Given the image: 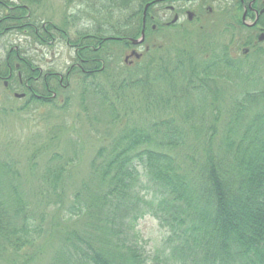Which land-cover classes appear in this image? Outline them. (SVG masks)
I'll return each instance as SVG.
<instances>
[{
    "label": "trees",
    "instance_id": "trees-1",
    "mask_svg": "<svg viewBox=\"0 0 264 264\" xmlns=\"http://www.w3.org/2000/svg\"><path fill=\"white\" fill-rule=\"evenodd\" d=\"M4 1L14 6L9 24H23L18 31L33 41L47 43L54 29L76 48L82 110L87 117L86 102L95 105L92 120L102 126L91 124L99 144L85 151L58 126L21 165L0 148V264H34L43 238L52 243L45 264H264V49L243 56L234 37L218 43L204 25L180 26L192 45L169 56L147 44L141 63L121 65L120 47L139 36L144 6L149 20L160 0H86L98 24L76 40L67 22L37 19L46 0ZM33 62L24 54L28 87L15 71L8 78L29 96L22 109L66 110L69 95L46 99L44 83L31 84ZM87 153L88 172L75 179ZM145 216L158 220L169 245L149 263L137 230Z\"/></svg>",
    "mask_w": 264,
    "mask_h": 264
},
{
    "label": "rangeland",
    "instance_id": "rangeland-1",
    "mask_svg": "<svg viewBox=\"0 0 264 264\" xmlns=\"http://www.w3.org/2000/svg\"><path fill=\"white\" fill-rule=\"evenodd\" d=\"M68 1L71 3L67 4V0H46L41 7L37 8V19L41 22L48 20L55 26L62 25L63 21L67 22L63 25V27L66 28L68 37L71 38V40H76L78 32L93 30V25L98 24V16L93 13L92 19H90V16L87 17L86 8L88 3L86 0ZM200 1L215 8V11L208 14V19L204 21L203 18L199 17L197 10L196 17H193V19L190 18V22H187V16L184 13L180 14L178 22H182L184 26L193 30H198V27H201V23H203L211 33L212 40H218L217 42L221 43L223 41L222 38L225 36L223 30L226 29V21L224 18L220 19V15L217 14L220 13L219 5L224 7L232 3L234 0H198L193 2L188 0H178L174 5H186L187 8L194 10L195 6H197ZM12 2L13 1H11V3ZM167 4H173V2L166 3L164 1H160L151 7V13L156 20L155 28L152 29L153 32L150 34L148 29L151 27L149 25L146 30L147 33H145L143 46H136L138 48H134L135 50L143 51L145 44H162V47L164 46L167 55L170 56L173 52L177 51L176 48H185L183 47L184 45H187V47L192 45L188 38L187 43L183 42L184 39L180 34L181 31L179 24H176L175 27H166L162 24L163 22L172 19V13H169V9L166 10ZM84 13L85 17L82 20L80 17L84 16ZM91 22H93V25ZM160 25L161 27L163 25V27L161 28ZM50 32L52 33L51 37L53 38H49V41L47 42L48 44H40L33 41V37L25 34L24 32L18 31L17 33H14V31H9L6 39V42L8 43L7 48L4 50L0 49V54L4 55L5 51H7L11 45L15 44L23 49L26 57H33L35 67L42 68L43 72L50 70L51 72H58L62 75H65L67 70L71 72L68 85L65 88L59 86L57 89L56 95H59L58 99H61L66 95L71 97L69 107L60 112L51 111L50 109L48 110L42 106L37 107L36 105L30 106L28 110L26 108L22 109L24 107V103H26L29 98V96H26L23 86H19L15 81H13L8 88H4L2 82L0 81V148H2L3 152L10 158H14L17 161L20 160V165L24 163L26 158H28L33 150V146L39 145L40 141L43 142L44 138L58 126L65 127L66 133L68 134L66 137L78 141L81 145H83L84 151L92 148V144H94V146L96 143L97 145L99 144V141L96 143L94 141L93 137L95 136V130L91 125L94 123L97 127L100 126L101 128L102 126L99 122H93L92 120V117L96 116L95 113L98 109L95 105L92 106L90 102L87 101L86 105L89 106V109L87 108L86 117L79 100L80 88L75 82V73L77 70L73 65L75 63L74 47L68 45L64 39H62L59 32L54 31V29H50ZM234 32H241V28L239 31ZM140 36L141 35L139 34L136 38H140ZM130 40L131 39L128 38L129 42ZM234 43L239 44L240 40L237 39ZM262 45L264 46V44ZM127 48L122 45L120 47L119 59L121 65L124 64V50ZM135 53L138 52L135 51ZM259 56L260 55L255 54L253 57L256 58ZM137 59L138 60H136L134 64L139 62L141 63L145 57L140 56ZM21 75L23 77L22 79H24V73H21ZM48 79L51 78L48 77ZM36 82L40 83V80L37 79ZM48 82L50 87H53V84L57 81L48 80ZM31 84H34L35 86L34 79ZM39 89L41 90L42 86H39ZM40 90L39 93H41ZM21 93L23 94L22 96H15V94ZM94 151L90 152L89 155H93ZM80 155V160L76 163L73 171L75 179L88 172L89 163L87 157H89V155L88 153L87 155ZM16 165H18V168L20 169L19 163ZM20 171L22 172L21 169ZM137 230L141 239L140 243L144 246L148 263L155 255L163 256L169 254V245L165 243L168 234L166 230L159 225L157 219L152 216L143 217L138 222ZM46 241L47 240L44 238L38 241L40 246L45 245L46 248L41 251L34 264H45L48 261L52 251V243L47 245L48 242L45 244Z\"/></svg>",
    "mask_w": 264,
    "mask_h": 264
},
{
    "label": "flooded vegetation",
    "instance_id": "flooded-vegetation-1",
    "mask_svg": "<svg viewBox=\"0 0 264 264\" xmlns=\"http://www.w3.org/2000/svg\"><path fill=\"white\" fill-rule=\"evenodd\" d=\"M164 1L166 3L173 2V4H167L166 10L169 11V13H172V19L176 16L177 21L175 23H171V20L163 22L162 24L166 27L173 26L175 27L176 24H179L182 28L185 26L182 24V22H178L180 14H186L187 22H190L189 11H191L192 15L191 18L196 17L197 10L199 13V17L203 18L205 21L208 19V14L212 13V11H215V8L213 6L204 3L199 2L197 6H195V9H189L186 7V5H174L178 0H160ZM190 2L198 1V0H188ZM205 1V0H204ZM149 6V5H148ZM147 6V8H148ZM145 7V6H144ZM14 6L8 5V3L4 0H0V49H6L8 43L6 42L7 34L10 31H14V33L18 32V28L22 27L23 24H17L16 26H13L9 24L8 22V11L13 10ZM220 13H217L220 15V19L224 18L226 21V29L224 31L225 36L228 37H234L235 40H240L239 44V54L246 56L249 55V57L254 56L257 54L261 49H264V0H234L232 3L221 6L219 5ZM239 10V11H238ZM239 13V17H238ZM17 20L18 17L16 16ZM240 21L242 24L241 32H234L239 31V27H233V24L235 22ZM153 23V24H152ZM155 17L153 15L149 16V20L147 19V9L143 8L142 16H141V30L140 35L143 32L145 35V29L147 25H150V29L155 28ZM204 25L203 23H201ZM162 25V27H163ZM201 25V26H202ZM44 26V24H43ZM50 35V33H49ZM235 40L232 42L234 43ZM65 42L70 45L68 40ZM247 43V44H246ZM42 44V43H40ZM144 43L139 45H132L131 47H128L124 50V58L123 63H125L128 66L133 65L136 60H138L134 54H131L132 51L139 52L140 56H143V51L149 50V46L147 44L144 45L143 51L135 50L138 47L136 46H143ZM72 46V45H70ZM135 48V49H134ZM9 51H5L4 55L0 54V81L2 82V85L4 88H8V78L12 74L13 71L16 72V75L19 79V82L21 85L28 87V84H23L22 81V75L24 66L22 65L24 53L22 48H20L18 45H11L9 47ZM76 48L74 47V51ZM9 56L11 58V61L13 62L14 66L8 65V59ZM74 66L78 67V63H74ZM27 70L30 73L36 74L32 77L34 79V82L37 81V79L40 80V83L36 82L39 86H42V83H44L46 88V94L44 95V98L51 99L56 97V92L50 87L48 80L57 81L60 87H66L69 83V78L71 77V72L67 70L65 75H62L58 72H51L50 70L43 72L42 68L40 67H27ZM85 73L87 71H84ZM50 77L51 79H48ZM38 90H36V96L41 97L39 93H37ZM50 93V95H48ZM25 97V96H24ZM23 97V98H24Z\"/></svg>",
    "mask_w": 264,
    "mask_h": 264
},
{
    "label": "water",
    "instance_id": "water-1",
    "mask_svg": "<svg viewBox=\"0 0 264 264\" xmlns=\"http://www.w3.org/2000/svg\"><path fill=\"white\" fill-rule=\"evenodd\" d=\"M146 7H147V6H146ZM146 7H145V8H146ZM191 13H192V12L189 11V13H188V14H189V16H188L189 18H191V15H192ZM175 21H176V16L172 19L171 22L174 23ZM130 41H131L132 44H139V43H142V42L144 41V33L142 32L140 38H137V39H133V38H132ZM131 54H135V57H136V58H139V57H140L139 53H135V51H132ZM22 95H23L22 93H21V94H15V96H18V97H20V96H22Z\"/></svg>",
    "mask_w": 264,
    "mask_h": 264
}]
</instances>
